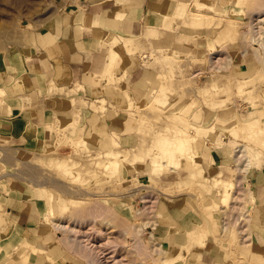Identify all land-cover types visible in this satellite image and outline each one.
Returning a JSON list of instances; mask_svg holds the SVG:
<instances>
[{"label": "rangeland", "instance_id": "374dc122", "mask_svg": "<svg viewBox=\"0 0 264 264\" xmlns=\"http://www.w3.org/2000/svg\"><path fill=\"white\" fill-rule=\"evenodd\" d=\"M187 1L183 19L170 16L167 28L163 24L162 30L154 31L156 36L145 30L142 40L110 34L102 41L103 60L95 75L106 78L110 89L120 81L115 75L126 65L140 68L144 74L146 93L138 98L126 96V104H121L120 110L113 114L115 120L125 121L122 134L126 139H120L113 126L109 140H96L93 145L88 136H83V127L78 123L65 125L56 121L46 126L50 138L37 143V154L26 155L0 144V264L12 258H21L23 264H60L58 259L62 264H104L102 259L94 258L96 254L86 245L92 242L88 239L95 238L101 255L107 253L108 257L111 250H116L114 259L125 256L124 264H169L167 247L154 234L160 230L173 233L176 244L184 242L185 237L186 252L203 246L201 240L209 237L230 264H264V256L253 253L247 240L253 233L264 236V211L255 207L247 175L248 169L257 165V152L260 163L256 168L264 165V148L243 131L230 133L256 118L264 128V47L259 46V42H264V21H257L264 18V12L261 13L264 0H241L242 6L237 7L234 0H201L213 7L210 15L224 18L223 25L226 20L233 23L234 29L227 36L219 34L221 26L216 24L198 29L188 26V12L196 9L193 0ZM72 2L79 0H0V52L18 44L27 29L38 27ZM215 51L221 53L210 54ZM112 56H117L114 65H107ZM197 71L204 76L199 78L195 75ZM13 89L18 90L15 86ZM89 103L97 112L105 110L104 100ZM197 127L206 133L198 135L193 145L197 147L199 142L206 141L208 147H220L228 142L232 158L228 168L216 172L214 168L203 170V175H195L193 180L190 174L202 167L183 163L174 143L186 135H196ZM116 157L123 159L127 178L106 167ZM250 161L252 165L248 166ZM70 171L77 173L71 175ZM120 177L122 183H115ZM12 178L42 187L48 207L42 224L54 233V251L64 256L33 251L27 242L9 236L5 200L1 195L7 193L5 180ZM216 179L232 181L234 188L217 186ZM226 190L230 191V197L224 201ZM168 197L182 201L178 210L190 215L180 224L174 220L180 213L164 205ZM249 197L254 199L253 203ZM51 207L54 214L51 222L57 223L58 229L46 221ZM199 224L198 243L186 233L197 229ZM70 228L79 231L71 233ZM81 234L80 238L88 242L78 238ZM137 236L146 243L152 256L132 263L131 252L136 250ZM110 260L105 264L114 263Z\"/></svg>", "mask_w": 264, "mask_h": 264}, {"label": "crops", "instance_id": "0c3cea01", "mask_svg": "<svg viewBox=\"0 0 264 264\" xmlns=\"http://www.w3.org/2000/svg\"><path fill=\"white\" fill-rule=\"evenodd\" d=\"M180 1L186 0H79L58 10L38 27L27 29L18 44L0 52V144L26 155L37 154V143L50 138L46 126L56 121L65 125L78 123L83 127V136H88L93 145L96 140H109L113 126L120 139H126L122 134L125 121L115 120L113 114L126 104V96L138 98L146 93L144 74L140 68L126 65L115 75L120 81L110 89L106 78L95 75L103 60L102 41L110 34L140 40L145 30L151 35L162 30L164 17L172 16ZM116 57L109 58L106 64H114ZM241 66L247 69L246 65ZM100 100L105 101V110L97 112L89 101ZM199 143L197 161L204 171L214 168L216 172L230 166L232 149L228 142L220 147H208L206 141ZM123 169L122 176L127 178V169ZM247 175L255 207L264 211V165L248 169ZM5 182L7 193L1 197L5 200L9 236L46 255L64 256L54 251V233L42 224L48 213L42 187H32L30 181L20 178ZM115 183H122L121 177ZM124 200L125 197L121 202ZM163 202L167 209L180 213L178 205L182 201L178 198L168 197ZM180 215L174 218L177 224L190 216L187 212ZM199 227L200 224L195 231L186 233L198 243ZM154 234L167 247L169 264H230L209 237L201 240L203 246L186 252L185 237L184 242L176 244L173 233L160 230ZM247 240L253 253L264 256V236L253 233ZM3 264L23 263L21 258H12Z\"/></svg>", "mask_w": 264, "mask_h": 264}, {"label": "bare ground", "instance_id": "6f19581e", "mask_svg": "<svg viewBox=\"0 0 264 264\" xmlns=\"http://www.w3.org/2000/svg\"><path fill=\"white\" fill-rule=\"evenodd\" d=\"M194 2H193V7L196 9L195 11L193 10V11H191V12H188V13H190L189 15V20L187 21V24H188V26H190L191 28H201L203 25H205V24H207V25H213V24H216L217 26H221V32L219 31V34L221 33L222 34V36H227V35H229L231 32H232V30L234 29V25H233V23H231L229 20H226L227 21V23L226 24H224L223 25V21H225L224 20V18H221V19H216L215 18V16H213V15H210L209 14V12L210 11H213V7L211 6V5H208V3H206L205 1H201V0H193ZM240 1L241 0H234L233 2H234V7H237L239 4H240ZM188 3V1L186 0V1H180L179 3H177L176 4V6H175V8H174V11H173V16L174 17H176V18H180V19H183V17L186 15V6L188 5L187 4ZM187 4V5H186ZM244 4V3H243ZM213 5V4H212ZM241 5V4H240ZM242 6V5H241ZM222 7H224V6H222ZM226 7V6H225ZM261 7V6H260ZM258 8V7H257ZM262 12H264V10H262L261 11V13ZM235 13H238V12H235ZM165 19H164V26L166 27V26H168V22H169V20H171L170 19V17H167V16H165L164 17ZM172 18V17H171ZM220 18V17H219ZM262 18V17H261ZM256 19L257 21H264V18H262V19ZM173 19V18H172ZM218 20V21H216V20ZM171 24V23H170ZM186 25V24H185ZM215 25V26H216ZM187 26V25H186ZM216 26V28H219V27H217ZM249 27H247V28H249V31H250V29H252V24L250 23L249 25H248ZM211 27V26H210ZM167 28V27H166ZM170 28V27H169ZM212 28H214V26L212 27ZM215 30V29H214ZM215 32V31H214ZM217 32H218V29H217ZM155 34V32L153 31V34L152 35H154ZM261 45H259V46H261V47H264V42H259ZM259 43H257V44H259ZM256 45V44H255ZM255 50H258V49H255ZM215 53H221V51H215V52H210V54L211 55H214ZM117 58V57H116ZM262 58H264V56H262ZM17 59V58H16ZM116 61V60H115ZM115 63V62H114ZM114 65V64H113ZM110 67H112V65L110 66ZM243 79H246V78H243ZM19 86V85H18ZM221 103H222V101H221ZM259 119H253V120H251V121H247V122H244L240 127H238V128H235V129H233V130H231L230 131V133L231 134H233V135H235L238 131H243V133H246L247 134V138H250V139H255L256 141L255 142H257L260 146V148L262 149V148H264V128H261L260 127V125H259ZM195 131H197V134L195 135V134H193V136H191V135H186V137H183V138H179L178 139V141L176 140V139H174L175 137H173V139L174 140H176V143H174V144H176L175 146H176V148H177V150H175V151H178V153H180V158L182 159L183 158V160H182V162L184 163V162H187L186 164L189 166V167H192V166H197L199 163H198V161H197V158H198V156H199V151H198V149L196 148V146L195 145H193L194 144V142H195V140H196V138L197 137H199L200 135H201V133L202 132H204L205 131V133H206V130H203L202 128H199V127H197V130H195ZM195 133V132H194ZM205 133H203L202 135H204ZM167 134V133H166ZM195 135V136H194ZM199 135V136H198ZM171 138V137H170ZM169 140H172V139H169ZM203 152V151H202ZM187 155L186 157L187 158H185V156H183V155ZM259 154H260V152H257L256 153V161H255V164H259L260 163V161H259ZM165 154H161V156H164ZM128 156V155H127ZM126 156V157H127ZM242 156V155H241ZM240 158V157H239ZM120 159V160H119ZM119 159H117V157L115 158V160L114 161H110V163H109V165H107L106 167H109L110 169H111V171H112V173L114 172V173H117V171H120L121 172V174L124 176V174H125V172L123 171V166H122V162H123V159L122 158H119ZM125 159V158H124ZM181 162V161H180ZM182 164V163H181ZM185 164V165H186ZM248 164V166H250V165H252V162L250 161L249 163H247ZM254 164V163H253ZM61 165V167H64V164H60ZM257 165L255 166V167H257ZM245 166H247L246 164H245ZM260 166V165H259ZM159 167L160 166H158L157 167V169H159ZM180 167V166H179ZM155 168L156 167H153V170H155ZM246 168V167H245ZM71 175H73V174H76L77 172H73V171H70L69 172ZM203 169H200V170H198L197 171V173L196 172H193V173H191L190 174V177H191V179H193V178H195V175H198V176H202L203 175ZM113 175V174H112ZM111 175V176H112ZM204 179V181L206 182V181H208V179L207 178H203ZM194 180V179H193ZM215 184L217 185V186H219V185H224V186H227L229 189H231L232 190V188H234V183L232 182V181H225V180H222V179H216L215 180ZM228 189V190H229ZM228 190H226L225 192H224V194H223V196H222V198H223V200L224 201H227L228 200V198L230 197V191H228ZM42 192V191H41ZM41 192H40V194H41ZM217 194H218V192H217ZM52 199V197L51 196H49V201ZM249 202H251V203H253V198L252 197H249ZM51 202V201H50ZM216 207V206H215ZM212 209L211 207H208V208H206V209ZM49 211H50V214H49V219H48V217L46 218V221H52L51 219H54V214H53V209H52V207L51 208H49ZM97 211V210H96ZM96 211H93V212H91V214L94 216V213L96 212ZM142 210H140V212H141ZM209 211V210H208ZM100 212H102V211H100ZM88 213H90V212H88ZM98 213H99V211H98ZM97 213V214H98ZM91 214H89L90 216H91ZM78 216V215H77ZM86 217V216H85ZM84 217V218H85ZM49 222V223H50ZM51 223H53V224H51ZM50 224L52 225V227L54 228V229H58V227H60L57 223H54V222H51ZM50 225V226H51ZM79 225V224H78ZM66 226V225H65ZM64 226V227H65ZM75 228V227H74ZM74 228L73 229H71V233H76V231H79L78 229H75L74 230ZM92 228V227H91ZM69 229V230H70ZM65 230H66V228H65ZM74 230V231H73ZM99 232V231H98ZM130 232V231H129ZM81 233H83V232H81ZM77 234V233H76ZM66 235V234H65ZM82 235L83 234H81V236L80 235H77L78 236V238H80V237H82ZM84 237V236H83ZM90 237V236H89ZM74 238V237H73ZM77 238V239H78ZM75 239V238H74ZM74 239H68V240H70V241H74ZM85 239V238H84ZM101 239H103V238H101ZM80 240H82V241H87L88 242V240L89 241H92V242H90V244H88V243H86V245H89L88 246V248L89 249H91L93 252H94V254H96V256L94 255V258L96 257V258H98V259H102V261H103V263L105 264V263H108L109 262V259H111L112 258V260H110V262L111 261H114V263L113 264H124V262H125V259L123 258V257H125V256H123V257H121L120 259H114V257H113V252H116V250H111V253L109 254L110 256H108V257H105L106 256V254L107 253H105L104 255H101V254H103L102 252H99V250H97L98 249V247H100V245L98 246V244H97V241H96V238L95 239H88V240H83V239H81L80 238ZM66 241V240H65ZM64 241V242H65ZM62 242H63V240H62ZM68 242V241H67ZM66 242V243H67ZM27 244V243H26ZM68 244H69V242H68ZM82 244V243H81ZM85 245V244H84ZM85 245V246H86ZM25 246V245H24ZM27 246V245H26ZM29 246V245H28ZM76 246V245H75ZM79 246V245H78ZM32 249H33V251H35V249H34V247H32ZM135 251H133L132 250V252H131V255L133 254V258H132V260H130L132 263L133 262H137V261H143V260H146L147 258H151V253H150V251H149V248H148V246L146 245V243H144L142 240H140L139 239V237L137 236L136 237V243H135ZM27 250V249H26ZM26 250H25V252H26ZM28 253V252H27ZM87 253V252H86ZM101 253V254H100ZM88 254V253H87ZM89 255V254H88ZM26 256V255H25ZM93 257V256H92ZM258 258H260V257H258L257 256V259ZM259 260V259H258ZM257 260V261H258ZM59 261V260H58ZM96 261V260H95ZM99 261V260H98ZM98 261H96V262H98ZM101 261V262H102ZM67 262V261H66ZM119 262V263H118ZM70 263V262H69ZM88 263H89V261H88ZM156 263V262H155ZM54 264V263H53ZM102 264V263H101Z\"/></svg>", "mask_w": 264, "mask_h": 264}, {"label": "built area", "instance_id": "2783aa9c", "mask_svg": "<svg viewBox=\"0 0 264 264\" xmlns=\"http://www.w3.org/2000/svg\"><path fill=\"white\" fill-rule=\"evenodd\" d=\"M213 61L216 63L217 59L214 60V58H213L212 62ZM195 75H199V78H202L204 76V73H201V72L197 71Z\"/></svg>", "mask_w": 264, "mask_h": 264}]
</instances>
